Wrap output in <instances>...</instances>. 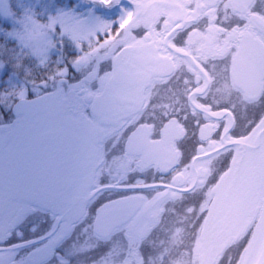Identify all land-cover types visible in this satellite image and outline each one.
<instances>
[{"label":"flooded vegetation","instance_id":"obj_1","mask_svg":"<svg viewBox=\"0 0 264 264\" xmlns=\"http://www.w3.org/2000/svg\"><path fill=\"white\" fill-rule=\"evenodd\" d=\"M135 1L112 36L23 77L17 101L34 107L17 115L0 99V232L29 242L19 261L52 245L43 235L56 212L57 233L71 227L48 264H173V246L189 264H254L264 236V0ZM146 42L164 75L136 114L103 123L93 103L116 55ZM65 66L46 86L32 83Z\"/></svg>","mask_w":264,"mask_h":264},{"label":"snow or ice","instance_id":"obj_2","mask_svg":"<svg viewBox=\"0 0 264 264\" xmlns=\"http://www.w3.org/2000/svg\"><path fill=\"white\" fill-rule=\"evenodd\" d=\"M91 7L89 8V14L96 16L97 6H102L111 9L115 0H89ZM119 7V4H116ZM78 4H74L71 9L57 8L55 12H47L36 15L27 16L24 22V28L21 31H15L11 28L5 31L0 28V32H4L5 38L12 40L15 43V48L12 49L16 53L13 61V66L16 69L23 67L22 60L28 59L35 62V66L39 68H47L49 64L55 63L57 66L64 62L63 53L66 47H71L73 53H82L84 43H88L91 46V40L96 38L97 44L100 43L105 37H110L114 34V29H120L123 25V21L126 18L121 16L115 18L111 23H98L96 26L85 30L78 17L74 15ZM44 18L41 19L40 17ZM101 20L100 17H96ZM7 45H0V65L5 64L4 61V49ZM59 52L55 62L51 60L53 53ZM67 72V66L63 69L57 67L56 70L44 80L32 81L33 84L40 86H46L47 79H55L56 76H64ZM15 72L8 73L9 79ZM53 224L49 230L43 235L44 239H48L50 236H55L52 245L40 248H33L25 257L17 261L16 257L19 252L29 246V242L21 240L12 241L11 232L6 235L0 232V264H48L55 254V242L64 238L65 233L69 230L68 226L57 233L61 220L57 219L58 214L52 212ZM17 235H20L19 233ZM37 240H32L31 244H37ZM99 247V245H96Z\"/></svg>","mask_w":264,"mask_h":264},{"label":"rangeland","instance_id":"obj_3","mask_svg":"<svg viewBox=\"0 0 264 264\" xmlns=\"http://www.w3.org/2000/svg\"><path fill=\"white\" fill-rule=\"evenodd\" d=\"M80 4H89V0H79ZM55 0H0V17L2 18L1 21L8 22L11 25L9 27L15 31H21L24 28V22L25 18L27 16L33 15V13H39V10H42L41 13H47V12H55L53 11ZM15 4V10L18 13V16H20L17 20L14 18V10H12V6ZM82 7V6H81ZM89 8L85 9L83 13H80L76 11L74 15H76L79 19V21L84 26L85 30L88 28L96 26L98 23L104 22L107 23L104 19H102L99 15L96 14V16L89 14ZM96 17H100L101 20H98ZM41 18H44L41 16ZM94 38V37H93ZM6 65H0V76L3 74V72H6ZM13 78L16 79V76L13 75ZM12 78V81H13ZM7 83L10 84L9 78L7 79ZM173 264H189L188 260L181 261L180 260V254L183 252L182 248L184 246H173Z\"/></svg>","mask_w":264,"mask_h":264},{"label":"water","instance_id":"obj_4","mask_svg":"<svg viewBox=\"0 0 264 264\" xmlns=\"http://www.w3.org/2000/svg\"><path fill=\"white\" fill-rule=\"evenodd\" d=\"M141 65L140 64H134L130 66L129 68H124L119 65L117 72H116V77L113 81V84L118 85V86H125V85H133L136 83V81L141 82V79H137L138 77H142V71H141ZM153 72L147 73L146 70L143 71V76L149 75L151 76ZM125 89V88H124ZM26 102H21L15 107V111H18L22 109L24 106H26ZM135 107V105H134ZM128 109V107H127ZM256 264H264V244L261 248L259 258L257 260Z\"/></svg>","mask_w":264,"mask_h":264},{"label":"trees","instance_id":"obj_5","mask_svg":"<svg viewBox=\"0 0 264 264\" xmlns=\"http://www.w3.org/2000/svg\"><path fill=\"white\" fill-rule=\"evenodd\" d=\"M70 5H72V2L70 3Z\"/></svg>","mask_w":264,"mask_h":264}]
</instances>
